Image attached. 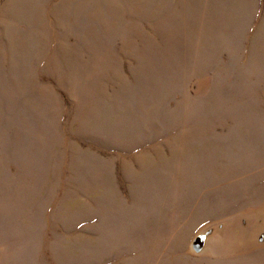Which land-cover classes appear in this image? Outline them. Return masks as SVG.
I'll return each instance as SVG.
<instances>
[{
	"label": "rangeland",
	"instance_id": "1",
	"mask_svg": "<svg viewBox=\"0 0 264 264\" xmlns=\"http://www.w3.org/2000/svg\"><path fill=\"white\" fill-rule=\"evenodd\" d=\"M0 264H264V0H0Z\"/></svg>",
	"mask_w": 264,
	"mask_h": 264
}]
</instances>
